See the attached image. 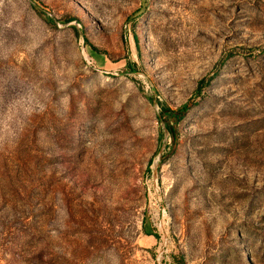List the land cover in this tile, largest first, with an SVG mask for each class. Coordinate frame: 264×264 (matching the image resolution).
Instances as JSON below:
<instances>
[{"label":"rangeland","instance_id":"374dc122","mask_svg":"<svg viewBox=\"0 0 264 264\" xmlns=\"http://www.w3.org/2000/svg\"><path fill=\"white\" fill-rule=\"evenodd\" d=\"M180 263L264 264V0H0V264Z\"/></svg>","mask_w":264,"mask_h":264},{"label":"trees","instance_id":"16d2710c","mask_svg":"<svg viewBox=\"0 0 264 264\" xmlns=\"http://www.w3.org/2000/svg\"><path fill=\"white\" fill-rule=\"evenodd\" d=\"M92 50L95 51V49H92ZM186 112H187L186 107H182L176 111L165 109L161 112V119L165 123V128L167 132L169 133L170 138L172 140V146H171L170 152L173 151L176 145V127L183 120V117ZM145 234L150 235V233H148L147 231H145ZM180 264H183V263H180Z\"/></svg>","mask_w":264,"mask_h":264}]
</instances>
